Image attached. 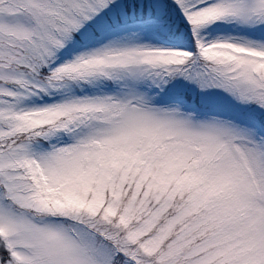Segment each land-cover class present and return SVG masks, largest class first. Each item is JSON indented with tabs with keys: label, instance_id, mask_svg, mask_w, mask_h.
<instances>
[{
	"label": "snow or ice",
	"instance_id": "obj_1",
	"mask_svg": "<svg viewBox=\"0 0 264 264\" xmlns=\"http://www.w3.org/2000/svg\"><path fill=\"white\" fill-rule=\"evenodd\" d=\"M0 264H264V0H0Z\"/></svg>",
	"mask_w": 264,
	"mask_h": 264
}]
</instances>
